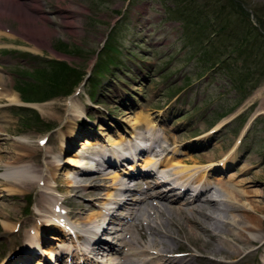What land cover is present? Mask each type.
<instances>
[{
  "label": "rangeland",
  "instance_id": "rangeland-1",
  "mask_svg": "<svg viewBox=\"0 0 264 264\" xmlns=\"http://www.w3.org/2000/svg\"><path fill=\"white\" fill-rule=\"evenodd\" d=\"M2 2L5 1L0 0V156L6 165L22 162L30 166L41 176L42 183L31 187L19 182L5 185L16 190L9 196L1 192L0 183V264H22L15 254L24 249L23 234L37 227L40 218L55 206L59 205L71 221H88L86 217L104 202L108 193L105 184L110 181L102 179L115 169L103 163L102 169L107 171L102 176L93 173L89 175L91 179L79 182L94 186H85L81 192L69 187L64 179L68 166L58 169L50 159L62 152V142L72 145L64 157L80 152L86 158L98 159V149L106 146L108 138L120 141L134 132L145 138L135 135L133 140L154 155L158 150L155 146H167L161 140L164 135L175 137L179 149L186 152L176 158L192 157L195 162L189 165L210 162L212 156L217 161L221 152L234 149L235 161L227 169L216 168L213 174L221 175L226 184L248 181L247 189L261 196L249 199L259 201L254 204L259 205L261 213L251 217L257 219L255 228L264 239V112L245 128L257 108L264 111V0ZM241 7L248 14L245 20ZM255 12L263 26L258 25ZM182 21L188 26H182ZM46 32L48 36L44 37ZM109 42V47H115L119 54L105 48ZM213 57L220 63L212 61ZM10 91L17 92L20 105L6 106L4 97ZM71 100L77 101L82 118L73 116ZM231 114L233 118L218 132L205 136ZM135 121L138 124L132 127ZM146 121H152L157 129L146 132ZM75 130L76 138L69 141L70 132ZM86 139L93 145L82 146ZM23 140L26 143L20 142ZM115 149L128 153L125 144ZM127 163L118 165L117 170ZM2 166L0 173L4 172ZM247 166H251L252 174L241 175ZM160 176L156 175L159 181ZM123 184L135 190V197L140 196L137 191L153 185L126 180ZM213 195L214 192L209 197L215 199ZM112 212L125 224L126 211ZM168 213L183 230L182 219ZM2 222L16 226L17 231H9ZM186 227L181 237L188 240L175 237L174 248L178 253L193 254L195 264H264V249L255 251L253 245L236 244L226 237L228 246L243 252L229 259L225 252L218 253L225 245L223 241L200 232L196 233L200 235L197 239L185 231ZM137 234L138 230L133 229L126 240L130 235L138 238ZM65 235L60 229L45 230V243L35 258L46 259L43 251L54 244L49 238H66ZM66 243L73 245V237Z\"/></svg>",
  "mask_w": 264,
  "mask_h": 264
},
{
  "label": "bare ground",
  "instance_id": "bare-ground-1",
  "mask_svg": "<svg viewBox=\"0 0 264 264\" xmlns=\"http://www.w3.org/2000/svg\"><path fill=\"white\" fill-rule=\"evenodd\" d=\"M4 1L5 3L2 2L4 3L3 5L8 3L6 0ZM47 36L46 32L44 37ZM31 51L34 54L36 53L35 49ZM4 98L7 99L8 104L6 106L21 104L17 94L13 91H10ZM69 109L73 116L77 118L84 116L76 100L69 102ZM263 112L261 108H257L246 123L245 128L249 126L253 118ZM232 118V114L223 118L212 129L208 130L205 136L218 132ZM137 124L138 122H133L132 127L133 125L137 126ZM143 125L146 127V132H154L157 129V125L152 123V121H146ZM100 129L103 128L101 127ZM76 134V130L70 132L69 141L74 140ZM135 135L139 136L138 133L134 132L128 138L122 137L120 141L108 138L106 146L103 145L102 148L98 149V159L86 158L80 152L64 157L66 149L71 148L72 145L68 146L64 142L61 143L62 152H58L50 159L58 169H62V166L65 165L68 166L64 179L69 183V187L81 192L85 186H94L92 184H80L79 182L91 179L90 177L93 176L89 175L93 173L102 176L107 171L102 169L104 163L108 167L115 169L111 176L108 175L102 179L106 183L107 180L110 181L105 184V187L108 188V193L105 194L104 202L98 205V210L86 217L88 221H71L59 205L52 208L53 210L50 214L40 218L41 220L39 221L41 223H38L37 227L31 228L26 231V234H23L25 240L24 249L23 251H17L15 254L18 257V262L22 264H26L29 261L32 264H50L53 256L59 257V261H61L62 257L65 259L67 255L66 264H80L84 259V264H95L92 259L96 257L104 258V264H195L196 259L193 254L189 252L178 254L174 248L176 244L175 237L186 239L181 237L184 236L183 230L186 225L185 231L192 237L200 239V235L196 234L200 232L202 235L208 234L215 241L217 239L223 241L225 245L220 247L218 253L225 252V256L227 254L229 259L237 258L243 252L240 249H235L233 245V247L228 246L226 237H230L232 242L236 244L249 247L253 245L255 251L264 249V239L259 235V228H255L257 219L255 220L251 217V214L261 213L258 210L259 205L254 204L259 203V201L249 199L250 196L258 197L260 195L253 190L247 189L248 187L245 184L248 181L235 185L232 183L226 184V182H223L221 175L214 177L213 174L216 168L220 170L227 169L229 163L235 161L236 154L234 149L226 153L221 152L217 161H213L212 156L210 157V162L201 165H189L192 161L195 162L192 157L188 159L176 158L177 155H184L186 152L179 149L180 145L176 143L175 137L169 134L164 135L161 140L167 146L159 144V154L155 153L154 155L153 153V156L145 150L148 155L144 157L143 146L140 147L133 140ZM138 138L141 139L140 136ZM156 140L158 141V139ZM20 142L26 143L25 140ZM120 144L126 145L128 153H121L115 149ZM91 145L93 143L86 139L82 146L90 147ZM162 154L165 156H162ZM159 155L162 158L161 156L158 157ZM126 161L129 163H127L125 168L120 171L117 170L118 165L122 166ZM14 164L12 166L6 165L0 156V166L3 165L2 167H4V172L0 173L1 192H4L7 196L15 194L16 190L14 188H4L5 185L22 184L24 187H31L33 184L36 185L42 181L41 176L35 174L30 166L22 162ZM250 167L247 166L241 171V175L248 176L252 174ZM152 170H155L157 175L163 174L161 177L162 180L164 179L163 181L167 179L164 176L165 173L175 177L174 185H181V188L172 187L161 180L160 182L151 172ZM147 175L149 178L145 179ZM125 179L136 183L142 181L152 182L153 185L148 190L137 191L136 193L140 196L135 197V194H132V191L135 190L123 184ZM189 185L195 188V192L192 195L190 190L192 187ZM159 186L165 187L164 189H156ZM45 189L52 191L51 188ZM153 190H156V192ZM213 192L216 196L215 199L209 197ZM118 210L127 212L125 225L121 227L117 225L119 227L117 233L113 232L109 235L116 238L119 237L120 243L107 244L105 243V238L100 236L108 234L110 226H116L115 222L122 220L118 218L115 212H112ZM168 212H173L182 219L183 230L174 222L173 217ZM2 224L6 228L9 227V231H17L15 229L16 226H8L5 222H2ZM221 224L223 225L222 227L220 226ZM59 228L66 233V238L64 236L49 238L54 244H50V248L48 247V250L43 251L46 259L45 257L44 259H36V249H41V246L45 243L43 239L44 231L54 229L59 232ZM224 228L225 230H223ZM133 229L138 230V238L130 235V238L126 240L127 235L131 234ZM144 229L146 233H143ZM70 236L74 239L73 245L66 243V239H70ZM217 242L219 241L217 240ZM229 242L231 243V241ZM103 246L107 247L106 250L102 249ZM216 246L219 247L220 245ZM233 248L235 249L233 251L225 250H232Z\"/></svg>",
  "mask_w": 264,
  "mask_h": 264
},
{
  "label": "trees",
  "instance_id": "trees-1",
  "mask_svg": "<svg viewBox=\"0 0 264 264\" xmlns=\"http://www.w3.org/2000/svg\"><path fill=\"white\" fill-rule=\"evenodd\" d=\"M233 2H234V0H232ZM235 3V2H234ZM240 12H241V16H245L243 19L245 20V18L248 16V14H247V12L244 10V8H240ZM254 16H255V18H256V20H257V23H258V25H260V26H263L262 25V22H261V20H262V18L260 17V15L258 14V13H254ZM193 25H195V23H193ZM182 26H184V27H187L188 26V23L186 22V21H182ZM201 26H203V25H201ZM109 46H112V45H110V42H109V45H108V43L105 45V48H109V49H111V50H113L114 52H117L118 54H119V51L115 48V47H109ZM205 46H203V45H201V48L203 49ZM106 50V49H105ZM131 54H135V53H131ZM218 54H220V53H218ZM134 56V55H133ZM216 61V59H214V57H213V60L212 61ZM115 63V65H116V62H114ZM215 63H220L219 61H216ZM122 72H124V71H122ZM80 78V76H77L76 77V79H79ZM21 96V98L24 100V101H28V100H26V98H24L22 95H20ZM31 102H35V101H31Z\"/></svg>",
  "mask_w": 264,
  "mask_h": 264
}]
</instances>
